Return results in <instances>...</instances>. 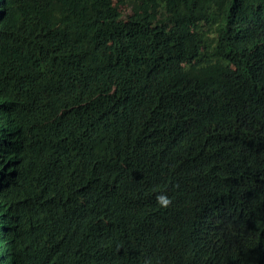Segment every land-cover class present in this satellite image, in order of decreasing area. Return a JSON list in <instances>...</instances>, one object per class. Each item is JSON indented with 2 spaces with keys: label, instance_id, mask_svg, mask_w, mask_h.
<instances>
[{
  "label": "trees",
  "instance_id": "trees-1",
  "mask_svg": "<svg viewBox=\"0 0 264 264\" xmlns=\"http://www.w3.org/2000/svg\"><path fill=\"white\" fill-rule=\"evenodd\" d=\"M151 258L264 264V0H0V264Z\"/></svg>",
  "mask_w": 264,
  "mask_h": 264
},
{
  "label": "bare ground",
  "instance_id": "bare-ground-1",
  "mask_svg": "<svg viewBox=\"0 0 264 264\" xmlns=\"http://www.w3.org/2000/svg\"><path fill=\"white\" fill-rule=\"evenodd\" d=\"M175 156H176V155H175ZM178 158H180V157H177V160H178ZM179 161H180V160H179ZM179 161H178V162H179ZM171 162H172V161H171ZM174 162H175V158H174ZM172 163H173V162H172ZM175 163H176V162H175ZM165 164H166V163H165ZM48 165L50 166V164H48ZM51 165H53V164H51ZM166 165H167V164H166ZM180 166H181V165H179V167H180ZM54 168H55V166H54ZM180 168H181V167H180ZM52 169H53V168H52ZM162 169H163V168H162ZM167 169H168V168H167ZM173 169H175V168H173ZM163 170H165V169H163ZM179 170H180V169H179ZM179 170H178V171H179ZM135 171H136V170H135ZM161 171H162V170H161ZM169 171L172 172L173 170H169ZM182 171H186V169H185V170L183 169ZM182 171H181V172H182ZM173 172H174V171H173ZM176 172H177V171H176ZM156 173H157V172H156ZM156 173H155V174L153 173V175H154V177H156V178L159 179V177H158L159 175L156 176ZM159 173H160V172H159ZM162 173H164V171H163ZM167 173H168V170H167ZM135 174H136V173H135ZM157 174H158V173H157ZM164 174H165V173H164ZM182 174H183V173H182ZM130 175H131V174H130ZM130 175H129V176H130ZM140 175H141V174H140ZM150 175H151V177L153 178V175H152L151 173H150ZM165 175H166V174H165ZM172 175H173V174H172ZM172 175H171V176H172ZM179 175H180V174H179ZM174 176H176V175H174ZM174 176H173V178H175V179L178 178V177L176 178V177H174ZM137 177H139V176H137ZM130 178H131V176H130ZM133 178H134V176H133ZM149 178H150V176H149ZM152 178H151V180H152ZM161 178H162V177H161ZM173 178H172V179H173ZM146 179H147V177H146ZM162 179H163V178H162ZM164 179H165V178H164ZM129 181H130V180H129ZM160 181H163V180H160ZM134 182H135V181H134ZM145 182H147V181H145ZM150 182H151V181H150ZM150 182H149V183H150ZM157 182L159 183V181H157ZM166 182H167V181H166ZM170 182H171V181H170ZM172 182H173V181H172ZM174 182H175V181H174ZM176 182H177V180H176ZM122 183H123V182H122V180H121V184H122ZM128 184H129V182H128ZM132 184H133V183H132ZM132 184H131V185H132ZM137 184L139 185V182H138V183L136 182V185H137ZM150 184H151V183H150ZM159 184H160V183H159ZM163 184L165 185L164 182H163ZM173 184H174V183H173ZM173 184H172V185H173ZM176 184H177V183H176ZM119 185H120V184H119ZM125 185H126V184H125ZM134 185H135V184H134ZM140 185H141V184H140ZM142 185L145 187V183L142 184ZM146 185H147V184H146ZM172 185H169V186H172ZM129 186H130V185H129ZM143 186H141V187H143ZM148 186H150V185H148ZM151 186H152V184H151ZM169 186H167V188H169ZM175 186H176V185H175ZM121 187H122V186H121ZM123 187H124V186H123ZM126 187H127V186H126ZM133 187L135 188V186H133ZM146 187H147V186H146ZM152 187H153V186H152ZM159 187H161V186H159ZM159 187H156V188L158 189ZM165 187H166V185H165ZM149 188H150V187H149ZM174 188H175V187H173V188H171V189H174ZM124 189L127 190V188H124ZM128 189H130V188H128ZM132 189H133V188H132ZM132 189H131V190H132ZM137 189H138V188H137ZM157 189H156V190H157ZM165 189H166V188H165ZM119 190H122V189L120 188V186H119ZM139 190H141V189H139ZM145 190H146V189H145ZM149 190L151 191V188H150ZM158 190H159V189H158ZM134 191L136 192V190H134ZM137 191H138V190H137ZM146 191H147V190H146ZM116 192H117V191H116ZM122 192H123V190H122ZM127 192H128V191H127ZM131 192H132V191H131ZM140 192H141V191H140ZM151 192H152V191H151ZM118 193H120V191H119ZM128 193H129V192H128ZM128 193H127V194H128ZM138 193H139V191H138ZM138 193H137V194H138ZM156 193H157V192H156ZM114 194H115V193H114ZM121 194H122V193H121ZM129 194H130V193H129ZM133 194H134V196H135V193H132V195H133ZM144 194H145V193H144ZM115 195H116V194H115ZM130 195H131V194H130ZM130 195H128V196H130ZM112 196H113V195H112ZM123 196H124V194H123ZM141 196H142V195H141ZM115 197H116V196H115ZM118 197H119V196H118ZM126 197H127V196H125L124 198H126ZM135 197L137 198L138 196H135ZM135 197H134V198H135ZM143 197H144V195H143ZM110 198H111V197H110ZM121 198H122V197H121ZM134 198H133V199H134ZM138 198H139V197H138ZM145 198H146V197H145ZM147 198H148V197H147ZM112 199H113V198H112ZM117 199H119V198H117ZM129 200H130V199H129ZM129 200H128V201H129ZM140 200L143 201L144 198H142V199H140ZM113 201H114V199H113ZM113 201L111 200L112 204H114ZM130 201H131V200H130ZM130 201H129V202H130ZM133 201H135V200H133ZM133 201H132V202H133ZM137 201L140 203L139 200H137ZM114 202H115V201H114ZM119 202H120V201H119ZM123 202H124V200H123ZM143 202H144V201H143ZM124 203H126V202H124ZM134 203H136V202H134ZM146 203H147V200H146ZM146 203H144V205H145ZM109 204L111 205V203H109ZM116 204H118V203L116 202ZM116 204H115V205H116ZM121 204H122V203H121ZM131 204H132V203H131ZM141 204H142V203H141ZM115 205H114V206H115ZM125 205H126V204H125ZM119 206H120V205H119ZM121 206H122V205H121ZM127 206H128V204H127ZM129 206H130V205H129ZM131 207H132V206H131ZM131 207H130V209H131ZM133 207H134V206H133ZM138 207H139V206H138ZM138 207H137V208H138ZM25 208H26V206H25ZM115 208H116V206H115ZM123 208H124V207H123ZM123 208H122V210H123ZM144 208H145V207H144ZM29 209H30V208H29ZM29 209L27 208L28 211H29ZM117 209H118V207H117ZM117 209H116V210H117ZM134 209H135V208H134ZM139 209H142V207L139 208ZM165 209H166V208H165ZM23 210H24V209H23ZM27 210L25 209V211H27ZM30 210H31V209H30ZM111 210L113 211L114 209H111ZM124 210H125V209H124ZM124 210H123V211H124ZM118 211H119V209H118ZM123 211H122V212H123ZM125 211H126V210H125ZM127 211H129V210H127ZM130 212H131V211H130ZM130 212H129V213H130ZM132 212H133V208H132ZM134 212H135V211H134ZM137 212H138V211H137ZM225 212H226V211H225ZM17 213H18V212H17ZM27 213H28V212H27ZM30 213H31V212H30ZM32 213H33V211H32ZM35 213H36V212H35ZM116 213H117V212H116ZM123 213H125V212H123ZM139 213H140V212H139ZM139 213H138V214H139ZM117 214H118V213H117ZM120 214H121V213H120ZM26 215H28V214H26ZM42 215L45 216V214H42ZM42 215H41V216H42ZM107 215H108V213H107ZM112 215H113V214H112ZM124 215H127V213H126V214H123V216H124ZM136 215H137V213H136ZM140 215H142V214L140 213ZM143 215H144V217H146V216H145L144 209H143ZM146 215H147V214H146ZM160 215H161V214H160ZM174 215H175V214H174ZM18 216H19V215H18ZM24 216H25V215H24ZM24 216H23V217H24ZM30 216H31V215H30ZM39 216H40V214H39ZM41 216H40V217H41ZM138 216H139V215H138ZM35 217H36V216H35ZM35 217H34V218H35ZM40 217H39V218H40ZM109 217H110V216H109ZM117 217H118V216H117ZM134 217H135V216H134ZM21 218H22V217H21ZM39 218H38V219H39ZM44 218H45V217H44ZM100 218H101V216H100ZM100 218H99V219H100ZM112 218H113V217H112ZM122 218H123V217H122ZM125 218H126V217H125ZM129 218H130V217H129ZM139 218H140V216H139ZM225 218H226V217H225ZM117 219H118V218H117ZM117 219H116V220H117ZM131 219H132V216H131ZM142 219H144V218H142ZM26 220H27V219H26ZM29 220H30V219H29ZM43 220H44V219H43ZM43 220L40 219V222H42ZM46 220H47V219H46ZM112 220H113V219H112ZM123 220H124V219H123ZM135 220L138 221V220H141V219H138V218L136 219V218H135ZM135 220L133 219V222H134ZM226 220H227V219H225V222H226ZM44 221H45V220H44ZM99 221H101V220H99ZM118 221H119V220H118ZM144 221H146V219H144ZM227 221H228V220H227ZM229 221H230V220H229ZM24 222H25V221H23V223H24ZM45 222H46V221H45ZM102 222H103V219H102ZM110 222H111V221H109V223H110ZM116 222H117V221H116ZM120 222H121V221H120ZM124 222H125V220H124ZM129 222H130V221H129ZM133 222H132V223H133ZM138 222H139V221H138ZM142 222H143V221H142ZM25 223H26V222H25ZM29 223H30V222H29ZM99 223H100V222H99ZM105 223H106V222H105ZM111 223H113V222H111ZM111 223H110V224H111ZM127 223H128V220L126 221V224H127ZM229 223H230V222H229ZM33 224H34V223H33ZM35 224H36V223H35ZM45 224H46V223H45ZM95 224H96V223H95ZM97 224H98V223H97ZM97 224H96V227H97ZM101 224H102V223H101ZM101 224H100V225H101ZM113 224H114V223H113ZM113 224H111V225H113ZM143 224H145V222H143ZM143 224L141 223V225H143ZM26 225H27V224H26ZM38 225H39V224H38ZM42 225H43V224H42ZM46 225H47V224H46ZM111 225H110V226H111ZM119 225L121 226V224H119ZM122 225H124L123 222H122ZM130 225H131V224H130ZM132 225H133V224H132ZM141 225H139V227H140V231H141ZM152 225H154V224H152ZM152 225H151V226H152ZM29 226H30V225H29ZM29 226H28V227H29ZM34 226H36V225H34ZM105 226H106V225H105ZM117 226H118V225H117ZM135 226H136V225H135ZM137 226H138V223H137ZM156 226H157V225H156ZM21 227H22V226H21ZM37 227H38V226H37ZM37 227H36V228H37ZM42 227H43V226H42ZM46 227H47V226H46ZM96 227H95V229H96ZM111 227H116V226L113 225V226H111ZM125 227H126V226H125ZM130 227H131V226H130ZM142 227H143V226H142ZM144 227H145V225H144ZM149 227H150V226H149ZM152 227H153V226H152ZM152 227H151V228H152ZM23 228H24V227H23ZM25 228H26V227H25ZM30 228H31V227H30ZM33 228H34V227H33ZM36 228H35V229H36ZM39 228H40V227H39ZM48 228H49V227H47V230H49V231H48V234H50V233H49V232H50V228H49V229H48ZM103 228H105V227L103 226ZM109 228H110V227H109ZM122 228H123V227H120V229H122ZM132 228H133V226H132ZM136 228H137V227H136ZM145 228H146V227H145ZM145 228H144V230H145ZM19 229H20V228H19ZM37 229H38V228H37ZM41 229H42V228H41ZM43 229H44V228H43ZM43 229H42V230H43ZM95 229H94V230H95ZM97 229H98V227H97ZM99 229H100V228H99ZM106 229H108V228H106ZM111 229H112V228H111ZM115 229H116V228H115ZM138 229H139V228H138ZM142 229H143V228H142ZM153 229H154V228H153ZM156 229H157V228H156ZM156 229H155V230H156ZM25 230H27V229H25ZM28 230H29V229H28ZM28 230H27V231H28ZM31 230H32V228H31ZM44 230H46V229H44ZM54 230H55V229H54ZM56 230H57V229H56ZM102 230H103V229H102ZM116 230H117V232H119V231H118V230H119L118 228H117ZM116 230H115V231H116ZM127 230H128V229H127ZM129 230H130V228H129ZM133 230H134V228H133ZM135 230H137V229H135ZM22 231H24V230H22ZM34 231H35V230H33L32 232H34ZM97 231H98V230H97ZM97 231H96V232H97ZM106 231H107V230H106ZM122 231H123V230H122ZM124 231H125V229H124ZM124 231H123V232H124ZM138 231H139V230H138ZM153 231H154V230H153ZM197 231H198V230H197ZM16 232H17V231H16ZM18 232H19V231H18ZM25 232H26V231H25ZM28 232H29V231H28ZM32 232H31V233H32ZM37 232H38V231H37ZM37 232H36V233H37ZM42 232H43V231H42ZM42 232L40 231V233H42ZM51 232H52V231H51ZM53 232H54V231H53ZM103 232H105V231H103ZM108 232H109V231H108ZM123 232L120 233V234H123ZM144 232H145V231H144ZM144 232L142 231V233H144ZM146 232L148 233L149 231H146ZM4 233H6V230H4ZM19 233H20V232H19ZM26 233H27V232H26ZM26 233H25V234H26ZM34 233H35V232H34ZM43 233H44V232H43ZM46 233H47V231H46ZM56 233H57V232H56ZM94 233H95V232H94ZM126 233H127V231H126ZM137 233H139V232H137ZM140 233H141V232H140ZM142 233H141V234H142ZM153 233H156V234H157V232H153ZM153 233H152V234H153ZM22 234L24 235V233H22ZM38 234H39V233H38ZM44 234H45V233H44ZM57 234H58V233H57ZM99 234H100V233H99ZM104 234H105V233H104ZM115 234H117V233H115ZM115 234H114V235H115ZM120 234H119V235H120ZM132 234H133V233H132ZM152 234H148V235H150V237H151ZM19 235H20V234H19ZM35 235H36V234H35ZM50 235H51V234H50ZM59 235H60V234H59ZM97 235H98V233H97ZM125 235H127V234H125ZM138 235H140V234H138ZM199 235H200V234H199ZM25 236H26V235H25ZM27 236H28V233H27ZM29 236H31V235H29ZM32 236H33V235H32ZM39 236H40V235H39ZM53 236H54V235H53ZM98 236H99V235H98ZM128 236H129V235H128ZM136 236H137V235H136ZM136 236L134 235V238H135ZM191 236H192V235H190V237H191ZM22 237H23V236H22ZM34 237H35V236H34ZM42 237H43V235H42ZM58 237H59V236H58ZM102 237H103V236H101V237H99V238H102ZM105 237H107V234H106ZM115 237H116V235H115ZM118 237H119V236L117 235V238H118ZM120 237H121V236H120ZM124 237H125V236H124ZM130 237H131V236H130ZM188 237H189V236H188ZM195 237H196V235H195ZM202 237H203V236H202ZM26 238H27V237H26ZM39 238H40V237H39ZM45 238H46V237H45ZM50 238H51V237H50ZM50 238H49V239H50ZM59 238H60V237H59ZM59 238H58V239H59ZM97 238H98V237H97ZM111 238L114 239V237H111ZM117 238H116V240H117ZM134 238H133V239H134ZM136 238L138 239V237H136ZM151 238H152V237H151ZM28 239H29V238H28ZM30 239H31V238H30ZM41 239H43V238H41ZM51 239H52V238H51ZM55 239H56V236H55ZM58 239H56L57 242H58ZM119 239H120V238H119ZM119 239H118V241H119ZM121 239H122V237H121ZM121 239H120V241H121ZM127 239H128V237H127ZM127 239H126V240H127ZM140 239H141V236H140ZM148 239H149V238H148ZM148 239L145 238L144 240H148ZM153 239H154V238H152L151 240H153ZM192 239H193V238H192ZM199 239H200V238H199ZM17 240H18V239H17ZM36 240H37V242H38V239H36ZM102 240H105V239H102ZM134 240H135V239H134ZM154 240H155V239H154ZM154 240H153V241H154ZM185 240H186L185 242L188 243L190 239H189V240H188V239H185ZM194 240H195V239H194ZM201 240H202V239H201ZM201 240H199V241H201ZM204 240H205V239H204ZM24 241H25V240H24ZM40 241H43V240H40ZM47 241H48V240H47ZM50 241H51V240H50ZM50 241H49V242H50ZM53 241H54V240H53ZM53 241H52L51 244H53ZM59 241H60V239H59ZM105 241H106V240H105ZM120 241H119V242H120ZM128 241H129V240H128ZM140 241H141V240H140ZM142 241H143V240H142ZM196 241H197V240H196ZM196 241H195V242H196ZM22 242H23V241H22ZM100 242H101V241H100ZM121 242L123 243V241H121ZM148 242H149V241H148ZM197 242H198V241H197ZM201 242H202V241H201ZM15 243H16V242H15ZM20 243H21V242H20ZM35 243H36V242H35ZM45 243H47V242H45ZM55 243H56V241H55ZM89 243H90V242H89ZM124 243H125V241H124ZM124 243H123L122 245H124ZM128 243H129V242H128ZM128 243H126V244L128 245ZM141 243H142V242H141ZM144 243H145V242H144ZM193 243H194V242H193ZM16 244H17V243H16ZM22 244H23V243H22ZM28 244H29V243H28ZM39 244H40V245H39V248H40L42 245H41V243H39ZM47 244H48V243H47ZM47 244H46V245H47ZM61 244H62V243H61ZM90 244H91V243H90ZM90 244H89V245H90ZM92 244H93V242H92ZM96 244H97V243H95V245H96ZM102 244H103V243H102ZM131 244H132V243H130V246H131ZM146 244H147V243H146ZM146 244H143V245H146ZM189 244H190V243H189ZM191 244H192V243H191ZM204 244H205V243H204ZM204 244H203V246H206V244H205V245H204ZM43 245H44V243H43ZM55 245H56V244H55ZM62 245H63V244H62ZM97 245H98V244H97ZM97 245H96V246H97ZM99 245H101V244L99 243ZM104 245H105V244H104ZM152 245H153V244H152ZM11 246H12V245H11ZM11 246H10V247H11ZM15 246H16V245H15ZM20 246H22V245L20 244ZM25 246H26V245H25ZM29 246H30V245H28V247H29ZM47 246H48V245H47ZM49 246H50V245H49ZM52 246L54 247V244H53ZM56 246H57V245H56ZM58 246H59V245H58ZM64 246H65V245H64ZM90 246H91V245H90ZM93 246H94V245H93ZM146 246H147V245H146ZM148 246H150V243H149ZM190 246H191V245H190ZM197 246H198V244H197ZM197 246H195V248H196ZM199 246H200V244H199ZM36 247H38V246H36ZM53 247H52V248H53ZM59 247H60V246H59ZM97 247H98V246H97ZM125 247H126V246H125ZM7 248H8V247H7ZM15 248H16V247H15ZM15 248H14V249H15ZM23 248H27V246H26V247H23ZM45 248H46V247H45ZM45 248H44V246H43L42 250H44V252L46 253V251H48V250H46L47 248H46V249H45ZM54 248H55V247H54ZM61 248H62V247H61ZM65 248H66V246H65ZM90 248H91V247H90ZM93 248H94V247H93ZM129 248H130V247H129ZM147 248H148V247H147ZM202 248H203V247H202ZM205 248H206V247H205ZM17 249H18V248H17ZM48 249H49V247H48ZM63 249H64V247L62 248V250H63ZM97 249H98V248H97ZM99 249H100V248H99ZM206 249H207V248H206ZM19 250H21V249L19 248ZM19 250H18V251H19ZM27 250H28V249H27ZM27 250L24 249L25 253H26ZM35 250H36V249H35ZM45 250H46V251H45ZM52 250H53V249H52ZM56 250H57V249H56ZM64 250H65V249H64ZM68 250H69V249H67V251H68ZM16 251H17V250H16ZM18 251H17V252H18ZM28 251H29V250H28ZM39 251H40V250H39ZM70 251H71V250H70ZM97 251H98V250H97ZM196 251H198V249H197ZM204 251H205V250H204ZM204 251H203V252H204ZM9 252H10V251H9ZM19 252H21V251H19ZM44 252H43V253H44ZM50 252H51V251H50ZM53 252H54V251H53ZM58 252H59V251H58ZM93 252H94V251H93ZM95 252H96V250H95ZM216 252H217V251H216ZM219 252H220V251H219ZM34 253L36 254V252H34ZM40 253H42V252H40ZM47 253H48V252H47ZM47 253H46V255H47ZM59 253H60V252H59ZM67 253H68V252H67ZM67 253H65V256H64L63 258H66V257L68 256ZM19 254H20V256H21V253H19ZM30 254H31V253H30ZM32 254H33V253H32ZM50 254H54V253H50ZM66 254H67V255H66ZM26 255H28V254H25V256H26ZM33 255H34V254H33ZM37 255H38V254H37ZM39 255H40V254H39ZM44 255H45V254H44ZM46 255H45V256H46ZM48 255H49V254H48ZM48 255H47V257H49ZM58 255H60V254H58ZM61 255H62V254H61ZM74 255H75V253H74ZM74 255H71V256H74ZM183 255H184V254H183ZM41 256H43V254H42ZM52 256H53V255H52ZM54 256H55V255H54ZM71 256H70V257H71ZM143 256H144V255H143ZM6 257H7V256H6ZM26 257H27V256H26ZM35 257H36V256H35ZM35 257H34V258H35ZM47 257H45V258H47ZM50 257H51V256H50ZM30 258H31V260H32V257H30ZM39 258H41V257L39 256ZM52 258H53V257H52ZM60 258H61V257H60ZM68 258H69V257H67V261H66V259H64V261H65V262H68ZM72 258H73V257H72ZM72 258L69 259V262H70V260H71ZM181 258H183V256H182ZM6 259H7V258H6ZM8 259H9V258H8ZM23 259H25V257L22 258V260H23ZM55 259H56V257L54 258V260H55ZM73 259H74V258H73ZM73 259H72V260H73ZM26 260H27V259H26ZM36 260H37V259H36ZM36 260H35V261H36ZM50 260H51V259H50ZM54 260H53V262H55ZM56 260H59V258L56 259ZM183 260H184V259H183ZM29 261H30V260H29ZM42 261H43V260H42ZM44 261H45V259H44ZM61 261H63V259H62ZM9 262H10V261H9ZM23 262H24V261H23ZM38 262H39V261H38ZM40 262H41V261H40ZM40 262H39V263H40ZM51 262H52V261H51ZM65 262H64V263H65ZM72 262H74V260H73ZM72 262H71L70 264H74V263H72ZM29 263H30V262H29ZM47 263H48V261H47ZM55 263H56V262H55ZM14 264H15V263H14ZM44 264H45V263H44ZM59 264H61V263H59ZM66 264H68V263H66ZM76 264H77V263H76ZM90 264H91V263H90ZM92 264H93V263H92Z\"/></svg>",
  "mask_w": 264,
  "mask_h": 264
},
{
  "label": "clouds",
  "instance_id": "clouds-1",
  "mask_svg": "<svg viewBox=\"0 0 264 264\" xmlns=\"http://www.w3.org/2000/svg\"><path fill=\"white\" fill-rule=\"evenodd\" d=\"M156 203L160 206V207H167L170 203V198L167 196V194L165 193H158L156 195ZM157 241V245L158 248L161 247V239L160 238H156ZM159 258H160V252H159ZM150 264H153V259L151 258V260H149Z\"/></svg>",
  "mask_w": 264,
  "mask_h": 264
}]
</instances>
